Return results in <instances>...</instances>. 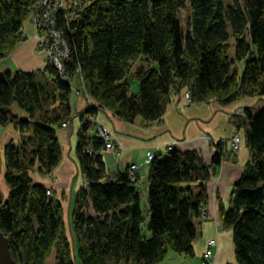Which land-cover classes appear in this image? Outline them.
<instances>
[{"label":"trees","instance_id":"obj_1","mask_svg":"<svg viewBox=\"0 0 264 264\" xmlns=\"http://www.w3.org/2000/svg\"><path fill=\"white\" fill-rule=\"evenodd\" d=\"M31 5L32 0H0V61L23 41ZM184 9L189 10L185 26L179 17ZM59 26L70 52L62 74L45 66L0 76V126L19 134L18 143L10 142L2 154L7 192L0 231L12 259L160 264L169 253L192 257L195 220L206 217L204 184L211 167L194 151L167 148L154 155L147 162L146 218L137 174L132 180L127 169L111 179L102 157L105 144L92 134L101 110L127 123L138 117L153 123L171 99L187 94L191 104L240 105L228 118L238 122L250 158L219 217L231 232L235 264H264V107L257 114L250 110L264 99V0H94L68 28ZM75 77L83 83L87 105L78 115L82 185L73 200L68 238L61 204L32 182L31 173L50 176L61 162L56 133L70 120ZM132 80L138 82L137 93L130 92ZM234 135L240 144L241 134ZM220 157L221 149L212 164ZM195 183L196 194L188 187Z\"/></svg>","mask_w":264,"mask_h":264},{"label":"crops","instance_id":"obj_2","mask_svg":"<svg viewBox=\"0 0 264 264\" xmlns=\"http://www.w3.org/2000/svg\"><path fill=\"white\" fill-rule=\"evenodd\" d=\"M24 29L27 31L25 26ZM45 66L44 57L36 51L34 41L28 40L0 61V76L7 71L36 72L44 69ZM71 86L73 94L70 99V120L67 128H59L56 133L62 152L61 162L50 176H42L37 171L31 175L34 184L52 191L62 208L65 200H67L66 207L71 203L73 205L75 194L82 185L76 145L80 126L78 115L86 109L87 101L82 93L83 83L78 77L72 79ZM137 91L138 82L132 80L130 92L137 93ZM175 103L179 106L185 104L180 95L175 98ZM239 106V103L221 106L210 101L191 104L183 109L170 108L158 123H146L139 117L133 123H127L106 110L99 111L94 118L93 136L99 137L98 128H103L109 134V141L114 147L113 153L102 152L108 176L113 179L117 173L126 172L131 165L139 166L136 187L138 191L142 190L144 195L146 218L148 164H145V160L148 155L163 154L167 148L182 153L194 151L202 158L204 164L211 167L210 178L204 184L207 199L203 211L206 217L195 220L198 236L193 243L192 256L203 258L207 242L215 240L216 245L207 264H235L232 235L230 230L222 228L219 208L220 206L228 208L230 205L233 185L242 175L250 158L245 146L244 134L236 128L238 122L231 123L228 118V115ZM16 109L13 108V111L20 117ZM236 132L241 134L242 139L239 149L232 151L230 140ZM18 141L19 134L10 126L0 127V166H3L4 147L10 142L17 144ZM218 145L221 149L220 162L213 165L212 159L219 153ZM188 187L194 194L199 191L197 183ZM168 256L174 264H194L188 261L187 257L170 255V253Z\"/></svg>","mask_w":264,"mask_h":264},{"label":"built area","instance_id":"obj_3","mask_svg":"<svg viewBox=\"0 0 264 264\" xmlns=\"http://www.w3.org/2000/svg\"><path fill=\"white\" fill-rule=\"evenodd\" d=\"M94 0H32L33 9L31 14L32 27L39 33L36 37H41L46 47V56L49 65H54L60 74L63 73V62L68 61L69 46L65 37V32L59 26L64 24L68 28L71 21H76L81 16L82 11L89 6ZM23 35L24 29H23ZM188 98V95H185ZM65 124L62 125L64 127ZM104 135L107 132L103 131ZM102 139V138H101ZM105 148L111 150L113 148L109 140H105ZM231 149L237 151L239 149V138L234 135L231 138ZM154 155H148L149 162ZM138 172V166L132 165L128 168L129 177L134 180ZM51 197V192L46 191ZM215 240H209L203 253V259L209 261L212 252L211 248L215 247Z\"/></svg>","mask_w":264,"mask_h":264},{"label":"rangeland","instance_id":"obj_4","mask_svg":"<svg viewBox=\"0 0 264 264\" xmlns=\"http://www.w3.org/2000/svg\"><path fill=\"white\" fill-rule=\"evenodd\" d=\"M234 1H238V2H242V0H225V4H232ZM88 7V6H87ZM32 9H33V3L31 5V13L29 15V17L25 20V22L23 23V26H25V28L27 29V31H25L24 29V39L23 41L21 42L24 43L28 40H33L34 43H35V49L38 53H40L43 57H44V60H45V64L46 66H52L54 67L57 71L58 69L54 66V65H49L48 63V60H47V56H46V45L44 43V41L42 40L41 37H36V35L39 33L38 31H36L32 26V23H31V14H32ZM189 10L187 9H184V10H181L180 13H179V17H180V20L182 22V25L185 26L187 24V21H188V17H189V13H188ZM20 44V45H21ZM19 45V46H20ZM18 48V47H17ZM16 48V49H17ZM46 51V52H45ZM58 73H60L58 71ZM82 93H84V98H87V94L84 90V88H82ZM76 94H79L78 92H76ZM181 99L184 101L185 104L183 105H177V103H175V98L174 97L173 99H171V102H169L168 104V107H167V110H169L170 108H175V109H183L185 108L186 106L188 105H191V103H189L188 101V98H186L185 95L181 94ZM253 102V101H252ZM175 103V105H174ZM176 106V107H175ZM264 107V99H260L257 101V103H255L254 105L252 104V106L250 107V110L252 112V114H257L262 108ZM19 113H20V118L23 119L26 117V115L19 109H16ZM166 110V111H167ZM106 111H109V110H106ZM115 116V115H114ZM116 117V116H115ZM69 122V121H68ZM159 121L157 122H153V123H158ZM68 126V123H65V126L62 127L61 125V128L62 129H65L67 128ZM1 127V126H0ZM12 129L13 127L10 126ZM14 130V129H13ZM15 131V130H14ZM104 129L103 128H98V135H99V138L103 141V143L105 144V140H109L110 139V136L109 134L107 133V135H104L103 133ZM16 132V131H15ZM18 133V132H17ZM110 143V142H109ZM113 147V144L110 143ZM111 150H107L106 148L102 151V152H108V153H113L114 152V147L113 148H110ZM148 158V156H147ZM147 158L145 160V164H147ZM132 166V165H131ZM138 171H139V166H138ZM34 172L31 173V175H33ZM138 173V172H137ZM3 176H4V168L3 166H0V191L2 194L5 193V191L7 190L6 186H5V183H4V180H3ZM51 192V190H49ZM139 192H140V200H141V204H140V207L142 209V211L144 212L145 214V209H144V203H145V199H144V195L142 194V190L139 189ZM52 193V192H51ZM47 195V193H46ZM48 196V195H47ZM144 201V202H143ZM67 206V200H65L64 202V207L62 208L63 210V221H64V230H65V233L66 235L68 236V238L70 237V231H69V221H70V217H71V213H72V203L71 205H69V207H66ZM70 208V209H69ZM67 210H69V212H67ZM67 216V217H66ZM67 218V219H66ZM144 229H145V226H144ZM144 233L145 230H144ZM147 234V233H146ZM170 255H176V254H171ZM176 256H179V255H176ZM181 257H185V256H181ZM188 261L194 263V264H202L203 262V258H200V257H187L186 258ZM202 259V260H201ZM52 261L50 260L49 261V264L51 263ZM160 264H174L172 260L169 259V256L166 257V259L161 262Z\"/></svg>","mask_w":264,"mask_h":264},{"label":"water","instance_id":"obj_5","mask_svg":"<svg viewBox=\"0 0 264 264\" xmlns=\"http://www.w3.org/2000/svg\"><path fill=\"white\" fill-rule=\"evenodd\" d=\"M3 200V194L0 191V204ZM0 264H17L9 252V243L7 238L0 231Z\"/></svg>","mask_w":264,"mask_h":264},{"label":"bare ground","instance_id":"obj_6","mask_svg":"<svg viewBox=\"0 0 264 264\" xmlns=\"http://www.w3.org/2000/svg\"><path fill=\"white\" fill-rule=\"evenodd\" d=\"M5 192H7V190Z\"/></svg>","mask_w":264,"mask_h":264}]
</instances>
